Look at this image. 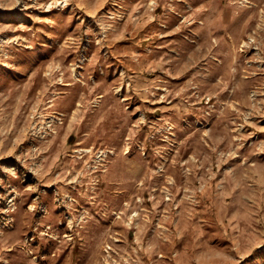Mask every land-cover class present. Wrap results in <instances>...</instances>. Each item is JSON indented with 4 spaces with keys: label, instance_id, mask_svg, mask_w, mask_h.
Listing matches in <instances>:
<instances>
[{
    "label": "rangeland",
    "instance_id": "374dc122",
    "mask_svg": "<svg viewBox=\"0 0 264 264\" xmlns=\"http://www.w3.org/2000/svg\"><path fill=\"white\" fill-rule=\"evenodd\" d=\"M0 264H264V0H0Z\"/></svg>",
    "mask_w": 264,
    "mask_h": 264
}]
</instances>
